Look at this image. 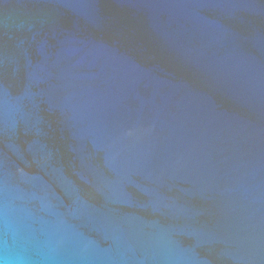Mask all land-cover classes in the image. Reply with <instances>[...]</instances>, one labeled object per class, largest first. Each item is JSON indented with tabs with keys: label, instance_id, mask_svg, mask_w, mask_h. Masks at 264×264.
<instances>
[{
	"label": "water",
	"instance_id": "obj_1",
	"mask_svg": "<svg viewBox=\"0 0 264 264\" xmlns=\"http://www.w3.org/2000/svg\"><path fill=\"white\" fill-rule=\"evenodd\" d=\"M0 258L264 264V0H0Z\"/></svg>",
	"mask_w": 264,
	"mask_h": 264
},
{
	"label": "clouds",
	"instance_id": "obj_2",
	"mask_svg": "<svg viewBox=\"0 0 264 264\" xmlns=\"http://www.w3.org/2000/svg\"><path fill=\"white\" fill-rule=\"evenodd\" d=\"M0 264H9L6 259L0 258Z\"/></svg>",
	"mask_w": 264,
	"mask_h": 264
}]
</instances>
